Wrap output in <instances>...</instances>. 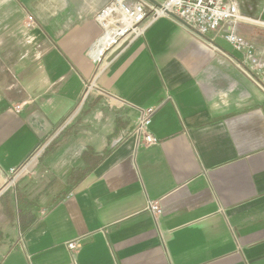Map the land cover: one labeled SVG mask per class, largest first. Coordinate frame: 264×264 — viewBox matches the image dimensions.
I'll return each mask as SVG.
<instances>
[{
    "label": "crops",
    "instance_id": "0c3cea01",
    "mask_svg": "<svg viewBox=\"0 0 264 264\" xmlns=\"http://www.w3.org/2000/svg\"><path fill=\"white\" fill-rule=\"evenodd\" d=\"M110 2L0 0V264H264V78L173 16L96 62ZM238 32L264 61V27ZM87 150L102 159L70 183Z\"/></svg>",
    "mask_w": 264,
    "mask_h": 264
},
{
    "label": "built area",
    "instance_id": "2783aa9c",
    "mask_svg": "<svg viewBox=\"0 0 264 264\" xmlns=\"http://www.w3.org/2000/svg\"><path fill=\"white\" fill-rule=\"evenodd\" d=\"M174 14L186 27L195 33L205 35L222 30L225 40L242 54V69L247 76L255 79L264 78V61H260L255 54V48L238 30L242 24L253 23L264 27L263 19H251L239 11L235 0H163L154 6L147 0H112L96 17L103 26L96 46L90 49V56L99 61L106 49L113 47L121 39L126 40L140 37L144 30L158 17ZM108 20L111 22V33L108 34ZM33 17L28 16L25 24L31 27ZM108 36L106 37L105 35ZM20 110V106H15ZM158 107H147L136 122L135 133L141 144L151 146L159 140L150 132L149 127L153 115ZM39 155L37 153L34 157ZM10 173L16 175L14 169ZM149 209L155 217L161 215V208L157 201L149 204ZM68 248L75 250L76 241L68 243Z\"/></svg>",
    "mask_w": 264,
    "mask_h": 264
},
{
    "label": "trees",
    "instance_id": "16d2710c",
    "mask_svg": "<svg viewBox=\"0 0 264 264\" xmlns=\"http://www.w3.org/2000/svg\"><path fill=\"white\" fill-rule=\"evenodd\" d=\"M58 145L57 143H51L49 147H51V150H54ZM83 158L85 159V161L87 162V166L83 169H79V170H75L72 172V174L69 175V179L68 181L71 183H73V181H75L74 179H80L81 177H84L85 175L88 174V172H90V170H92L102 159L101 157H97L94 156V153H92L91 151L87 150L86 152H84L82 154Z\"/></svg>",
    "mask_w": 264,
    "mask_h": 264
},
{
    "label": "bare ground",
    "instance_id": "6f19581e",
    "mask_svg": "<svg viewBox=\"0 0 264 264\" xmlns=\"http://www.w3.org/2000/svg\"><path fill=\"white\" fill-rule=\"evenodd\" d=\"M107 26H109V31H108V34H110L111 33V31H112V29L114 28V26L112 27L111 26V22L108 20V24H107ZM108 34L107 35H105L106 37L108 36Z\"/></svg>",
    "mask_w": 264,
    "mask_h": 264
},
{
    "label": "water",
    "instance_id": "95a60500",
    "mask_svg": "<svg viewBox=\"0 0 264 264\" xmlns=\"http://www.w3.org/2000/svg\"><path fill=\"white\" fill-rule=\"evenodd\" d=\"M159 5V4H158ZM171 17L173 16V17H175L176 19H178L174 14H172V15H170ZM179 20V19H178Z\"/></svg>",
    "mask_w": 264,
    "mask_h": 264
},
{
    "label": "rangeland",
    "instance_id": "374dc122",
    "mask_svg": "<svg viewBox=\"0 0 264 264\" xmlns=\"http://www.w3.org/2000/svg\"><path fill=\"white\" fill-rule=\"evenodd\" d=\"M37 156H38V155H37ZM37 156H36V157H33V158H34L33 160L37 159Z\"/></svg>",
    "mask_w": 264,
    "mask_h": 264
}]
</instances>
